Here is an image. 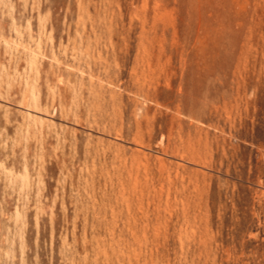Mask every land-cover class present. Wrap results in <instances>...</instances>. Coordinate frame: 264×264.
Wrapping results in <instances>:
<instances>
[{
	"label": "rangeland",
	"instance_id": "rangeland-1",
	"mask_svg": "<svg viewBox=\"0 0 264 264\" xmlns=\"http://www.w3.org/2000/svg\"><path fill=\"white\" fill-rule=\"evenodd\" d=\"M0 264H264V0H0Z\"/></svg>",
	"mask_w": 264,
	"mask_h": 264
}]
</instances>
